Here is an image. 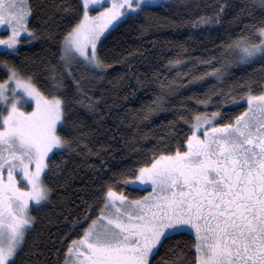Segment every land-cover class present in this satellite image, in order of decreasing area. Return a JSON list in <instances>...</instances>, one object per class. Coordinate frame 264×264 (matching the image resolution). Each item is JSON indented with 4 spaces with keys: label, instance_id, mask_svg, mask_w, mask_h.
I'll list each match as a JSON object with an SVG mask.
<instances>
[{
    "label": "snow or ice",
    "instance_id": "obj_1",
    "mask_svg": "<svg viewBox=\"0 0 264 264\" xmlns=\"http://www.w3.org/2000/svg\"><path fill=\"white\" fill-rule=\"evenodd\" d=\"M153 3L79 0L75 8L66 5L64 11L76 13L75 22L62 37L58 65L48 69L51 90L46 94L7 58L18 55L21 44L37 38L28 26L31 5L28 0H0L4 30L0 56L5 57L0 59L5 73L0 80V264H16L34 223L33 208L50 199L44 179L49 162L70 147L61 134L67 112L65 75L76 85V102H87L94 109L82 81L85 73L103 79L111 66L98 55L101 37ZM259 4L264 7V0ZM258 57L264 58V23L226 43L219 58L202 60L209 67L193 80L211 76L220 81L226 64H249ZM73 66L84 73L74 76ZM182 85L183 81L173 80L159 86L174 91ZM230 99L236 102V96ZM240 100L245 106L235 115L219 105L209 111V95L196 100L203 110L180 114L188 125L182 139L175 147L155 151L106 187L95 217L91 206L86 210L85 226L68 244L63 264H158L160 249L180 240L188 252L181 249L169 264H264V87L257 92L249 86ZM152 105L143 119L163 110L162 97L157 96ZM117 184L147 194L130 199Z\"/></svg>",
    "mask_w": 264,
    "mask_h": 264
},
{
    "label": "trees",
    "instance_id": "obj_2",
    "mask_svg": "<svg viewBox=\"0 0 264 264\" xmlns=\"http://www.w3.org/2000/svg\"><path fill=\"white\" fill-rule=\"evenodd\" d=\"M28 2L32 9L28 26L37 38L21 44L18 55L7 58L47 94L51 90L48 69L58 65L62 37L75 22L76 13L64 8H75L79 0ZM261 23L264 7L259 0H170L122 21L100 42L98 55L111 66L103 79L85 73L82 81L94 109L87 102H76V85L66 74L67 112L61 134L69 139L70 147L49 162L44 179L51 189L50 199L33 208L34 223L16 264H63L68 244L85 226L83 217L89 206L94 218L107 186L155 151L175 147L188 128L179 115L204 109L197 99L209 95V111L219 105L225 113L238 114L245 106L240 96L247 88L258 92L264 87V58L249 64H226L220 81L211 76L193 80V76L208 69L202 60L219 58L226 43ZM176 59L181 60L179 65L169 64ZM73 67L74 76L84 73L83 68ZM4 78L0 68V80ZM173 80L183 81V85L173 86L174 91L159 86L161 81L168 84ZM157 96L162 97L163 110L143 119ZM231 96H236L235 103ZM115 187L130 199L147 194L122 184ZM181 249L188 252L183 240L169 242L160 249L158 264L176 261Z\"/></svg>",
    "mask_w": 264,
    "mask_h": 264
},
{
    "label": "rangeland",
    "instance_id": "obj_3",
    "mask_svg": "<svg viewBox=\"0 0 264 264\" xmlns=\"http://www.w3.org/2000/svg\"><path fill=\"white\" fill-rule=\"evenodd\" d=\"M170 0H154V3H153V6H156V5H159V4H163V3H167L169 2ZM30 17V16H29ZM29 17H28V21H29ZM128 19V18H126ZM126 19H122L120 22L114 24V26H112L105 34L103 37H101V41L114 29L116 28L122 21L126 20ZM3 29H0V33H3ZM100 41V42H101ZM100 42L98 43L97 45V52H98V46L100 44ZM0 51H4V49L2 47H0ZM259 58V57H258ZM30 110V109H29ZM132 189H137V190H140L139 188H136V187H130Z\"/></svg>",
    "mask_w": 264,
    "mask_h": 264
}]
</instances>
